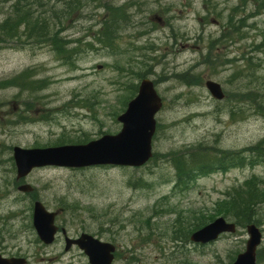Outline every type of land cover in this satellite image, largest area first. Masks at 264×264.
<instances>
[{
  "label": "rangeland",
  "instance_id": "374dc122",
  "mask_svg": "<svg viewBox=\"0 0 264 264\" xmlns=\"http://www.w3.org/2000/svg\"><path fill=\"white\" fill-rule=\"evenodd\" d=\"M46 1L0 4V22L17 2L30 11L41 7L49 12L51 40L76 41L71 62L64 46L60 54L44 38L0 36V249L27 256L29 264H90L83 256L62 261L63 240H39L32 215L40 201L59 210L56 224L68 235L87 231L114 243L113 264H232L245 250L247 224L225 215L221 203L250 178L264 188V152L263 162L249 163L250 148L264 138V0ZM107 6L123 8L112 22ZM106 30H115L114 42L101 35ZM143 78L154 81L163 101L148 162L46 166L17 179L14 146L116 134L117 116ZM209 79L221 85V100L207 89ZM208 149L230 163L228 154L242 155L246 163L175 188L172 157ZM24 183L33 191H19ZM258 209L256 255L264 264V201ZM218 216L235 223L236 232L206 244L190 240Z\"/></svg>",
  "mask_w": 264,
  "mask_h": 264
},
{
  "label": "water",
  "instance_id": "95a60500",
  "mask_svg": "<svg viewBox=\"0 0 264 264\" xmlns=\"http://www.w3.org/2000/svg\"><path fill=\"white\" fill-rule=\"evenodd\" d=\"M211 95L222 99L221 85L213 80L205 83ZM162 101L150 79H143L138 94L128 102L126 110L117 119L122 123L116 134H105L85 144L62 145L47 148H23L15 146L13 157L17 167V179L25 177L33 168L54 165L65 167H86L92 165H130L140 166L152 156V137L156 129L155 114L160 110ZM19 190L30 192L31 185L22 184ZM55 212H49L36 201L34 204L33 225L39 238L46 244L54 240L57 227L54 224ZM236 225L224 217H218L191 235L194 242L207 243L216 240L222 233H234ZM249 238L244 252L237 255L233 264H256V251L261 243L262 233L254 224L247 225ZM76 242L85 250L91 264H111L115 247L104 243L89 234L79 239L67 238V247ZM24 258H2L0 264H24Z\"/></svg>",
  "mask_w": 264,
  "mask_h": 264
},
{
  "label": "trees",
  "instance_id": "16d2710c",
  "mask_svg": "<svg viewBox=\"0 0 264 264\" xmlns=\"http://www.w3.org/2000/svg\"><path fill=\"white\" fill-rule=\"evenodd\" d=\"M49 1L51 0H47L46 3H49ZM59 1L64 2L65 0H54L53 3L55 4ZM6 2L7 0H0V4L2 5H4ZM24 7V5H20L19 2H17L16 4L11 5L10 9L7 11V15L4 17L2 22H0V36L3 38V40L22 38L20 34H24L27 39H31L34 36L38 37L39 40L40 38H44L49 43L54 44L56 50L59 53L63 52L65 48V57L63 56V58L64 60L65 58H68L72 62L71 54L73 51L71 52V50L73 49H69V45L76 41H71L67 38H64L63 40L65 42L61 44V40L57 39L56 35L51 40V36H53L54 33H51L48 29V23L51 22L49 18V12L44 10L41 11V7L40 10L35 9L34 11L27 10ZM262 7L264 12V1L262 2ZM107 9L111 14L112 22L114 21V18H112V13L114 11L120 12V10L123 8L107 6L106 10ZM124 12L126 11L124 10ZM118 15L121 16L122 14L118 13ZM122 18L123 20L120 22L119 27L123 25L122 22H125L127 16L124 15ZM106 21L108 23L110 22V20L108 21V18H106ZM114 31L115 30L107 32L106 30L105 32H102L101 35L106 37V39H108V37L112 39ZM103 43L106 42L104 41ZM254 51H258L257 47H255ZM249 60L252 62V57H250ZM250 149H252L253 161H250L249 163L258 164L261 161L263 162V158H261V156L264 152V138L257 141ZM228 155L233 157L232 163L227 161V154L213 152L211 149H208L207 152L205 150L191 152L190 150L188 153L183 152L176 154L174 157H172L173 166L176 170L175 186L180 189H187L189 183L198 177L206 176L215 171H226L231 166L245 165L246 161L244 156L234 153H230ZM262 185V181L255 178L246 180L244 184H241V187H236L232 192L226 193V197L221 203V210L225 215H230L234 218H237L238 223L239 221L242 224H248L250 222L257 223V215L259 213L258 206L264 201V188Z\"/></svg>",
  "mask_w": 264,
  "mask_h": 264
},
{
  "label": "flooded vegetation",
  "instance_id": "af4514ba",
  "mask_svg": "<svg viewBox=\"0 0 264 264\" xmlns=\"http://www.w3.org/2000/svg\"><path fill=\"white\" fill-rule=\"evenodd\" d=\"M66 233H67V231H66V229L64 227H59V231H58V235H57V236H59V238H56V240H55L54 243H56L58 239H59L60 242H62V240L64 241V238L66 236L71 237V239H76V238H78L80 236L79 233L78 234H75V235H68V233L67 234ZM93 235L95 237H97V238H99V239L102 240V238H100L96 234H93ZM54 243L51 244V245H54ZM0 255L2 257H4V258H12V257H15V256L24 257L27 260V263L26 264H29L28 257L25 256V255H23V254H21V253H15V252L6 253L4 251V249H0ZM60 256H62V257H60L62 259V261H63V259H69V258H71V261H72L77 256L86 257L85 251L83 249H81V247L78 244L74 243V242H72L70 244V246L66 249L65 241H64V248H63V251L60 252Z\"/></svg>",
  "mask_w": 264,
  "mask_h": 264
}]
</instances>
